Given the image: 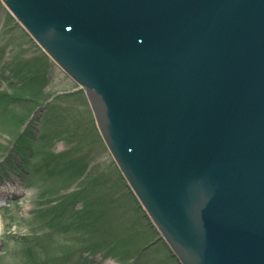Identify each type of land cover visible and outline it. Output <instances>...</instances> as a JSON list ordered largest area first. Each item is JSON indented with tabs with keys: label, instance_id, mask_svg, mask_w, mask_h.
<instances>
[{
	"label": "water",
	"instance_id": "obj_1",
	"mask_svg": "<svg viewBox=\"0 0 264 264\" xmlns=\"http://www.w3.org/2000/svg\"><path fill=\"white\" fill-rule=\"evenodd\" d=\"M1 1L178 261L264 264V0Z\"/></svg>",
	"mask_w": 264,
	"mask_h": 264
},
{
	"label": "rangeland",
	"instance_id": "obj_2",
	"mask_svg": "<svg viewBox=\"0 0 264 264\" xmlns=\"http://www.w3.org/2000/svg\"><path fill=\"white\" fill-rule=\"evenodd\" d=\"M82 89L0 1V264H178Z\"/></svg>",
	"mask_w": 264,
	"mask_h": 264
},
{
	"label": "bare ground",
	"instance_id": "obj_3",
	"mask_svg": "<svg viewBox=\"0 0 264 264\" xmlns=\"http://www.w3.org/2000/svg\"><path fill=\"white\" fill-rule=\"evenodd\" d=\"M22 27H23V29H25L24 26H22ZM25 31H26V30H25ZM36 44H37V43H36ZM37 45H38V44H37ZM40 50L44 53L45 56H48V57L51 59V57L49 56V54H48V53H47L42 47L40 48ZM58 67H59V66H58ZM62 73L65 74V72H64L63 70H62ZM65 75L69 78V76H68L67 74H65Z\"/></svg>",
	"mask_w": 264,
	"mask_h": 264
}]
</instances>
